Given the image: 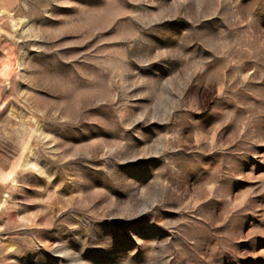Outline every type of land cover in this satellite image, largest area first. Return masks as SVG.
Masks as SVG:
<instances>
[{
    "label": "rangeland",
    "instance_id": "1",
    "mask_svg": "<svg viewBox=\"0 0 264 264\" xmlns=\"http://www.w3.org/2000/svg\"><path fill=\"white\" fill-rule=\"evenodd\" d=\"M0 264H264V0H0Z\"/></svg>",
    "mask_w": 264,
    "mask_h": 264
},
{
    "label": "bare ground",
    "instance_id": "2",
    "mask_svg": "<svg viewBox=\"0 0 264 264\" xmlns=\"http://www.w3.org/2000/svg\"><path fill=\"white\" fill-rule=\"evenodd\" d=\"M2 51L5 53L6 57L10 60H12L11 58H13L14 54H16V53H14L13 49L11 47H8V46H3Z\"/></svg>",
    "mask_w": 264,
    "mask_h": 264
}]
</instances>
